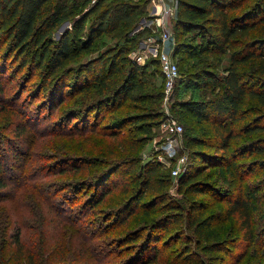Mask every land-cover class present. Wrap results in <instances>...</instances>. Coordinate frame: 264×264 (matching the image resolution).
Returning <instances> with one entry per match:
<instances>
[{
    "label": "rangeland",
    "instance_id": "rangeland-1",
    "mask_svg": "<svg viewBox=\"0 0 264 264\" xmlns=\"http://www.w3.org/2000/svg\"><path fill=\"white\" fill-rule=\"evenodd\" d=\"M66 1L49 0L42 6L25 52L0 38V178L4 183L0 191V264H264V241L258 242L264 228V148L262 153H251L248 146L252 141H262L264 146V105L247 97L235 118L222 119L221 125L220 120L210 125L197 123L184 107L188 101L225 95L222 79L230 52L213 47L198 52L205 47L201 34L192 30L177 38L172 19V36L160 48L171 52L181 77L169 98L161 90L157 62L147 64L146 76L135 80L139 87L119 107L111 104V112L98 114L91 131L74 117L80 107L99 97L97 92L72 90L70 81L68 87L56 90L55 75L49 76L46 68L36 69L31 57L45 49L51 52L68 38L72 56L58 73L73 77L92 59L126 43L106 34L90 50H81L80 40L94 15L83 32L77 31L74 21L87 14L90 4L76 0L62 13ZM123 1L141 12L128 33V41L135 45L129 56L146 52L155 61L163 31L151 19L159 7L153 0ZM112 2L107 0L101 9ZM252 4L250 0L229 15L236 16ZM246 40L259 48L258 43L264 44V30L251 31ZM239 68L251 79V86L258 87L260 82L259 87L264 88L257 59L251 58ZM202 70L212 73L213 79L199 78ZM123 81L121 75L106 79L110 89ZM141 114L152 115V119L130 122ZM242 115L243 119H236ZM253 120L259 130L243 133V126ZM173 124L182 126L180 134L169 131ZM221 127L235 136L225 150L234 156L232 169L222 168V173L219 168L206 170V179L219 189L217 196L186 193L177 181L191 162L192 152L201 149L192 140L215 143L218 135L214 129ZM180 159H185V165L175 176L173 170ZM101 170L111 175L104 184L109 193L96 206L84 180ZM147 176L151 177L149 187L135 208L132 203L141 197ZM240 193L249 204L248 218L240 214L225 217L223 210ZM130 198L135 200L129 203ZM192 201H203L199 215L217 214V222L203 230L194 225L190 218L197 216L190 214ZM147 202L144 215L142 205ZM169 215L181 218L167 225ZM245 220L247 228H243ZM17 229L22 242L19 253L13 243ZM136 233L140 238L130 242V234Z\"/></svg>",
    "mask_w": 264,
    "mask_h": 264
},
{
    "label": "trees",
    "instance_id": "trees-1",
    "mask_svg": "<svg viewBox=\"0 0 264 264\" xmlns=\"http://www.w3.org/2000/svg\"><path fill=\"white\" fill-rule=\"evenodd\" d=\"M48 1L0 0V38H5L7 41L10 40L16 46L15 50L21 48V51L25 52L27 45H30L29 41L32 38L39 11ZM106 1L85 0L86 6L90 4L87 7V14L80 19H76L73 28L83 32L84 26L91 15H94V20L86 31L85 38L82 41L80 40V49L84 51L90 50L101 36L106 34L125 39L126 44L117 46L92 59L86 64L82 72H79L73 77L69 75L65 76V74L63 76L58 73L65 61L72 56L68 38L63 40L58 48L52 49L51 52L45 49L41 53H33L31 57L36 69L46 68L49 76L55 75L54 77L56 79L52 82L56 81V90H61L63 86L68 87V82L70 81L71 85L69 87L72 90L86 94L92 90L97 92L99 97L90 103L84 102L85 104L76 111L77 116L74 117L82 119L86 127L91 129L94 126L95 120L98 118V114L102 116L105 111L111 112L112 109L109 107L111 104L119 107L121 101L139 87V84L135 80L138 76H146L147 64L154 65L157 62L161 76V90L163 92L162 75L157 59L155 61L149 59L148 62L146 61L144 64L139 65L134 61L132 62L129 58V54L135 45L134 41H128V33L136 25L141 16V12L138 11L137 7H133L123 0H114V2L109 3L104 9H101L102 4ZM248 1L250 0H177L176 13L173 18V31L177 38L192 30H197L205 40V47H200L198 52H209L213 50L210 49L211 47L221 53L226 50L230 52L229 63L224 67V77L222 79L225 95L223 97H215L213 100L208 101H188L184 103L185 109L190 112L197 123H207L210 125L220 120L221 125L222 119L235 118L236 111L247 97L256 99L258 103L264 105V88L259 87L261 83L258 82V87L251 86V79L241 72L239 68L240 65L245 64L249 59L255 58L258 61L259 72L264 74V44L258 43L260 47L256 48L253 47L256 43L252 44L246 40L251 31L256 29L264 30V0H253V4L240 14L236 16L229 15L231 11L241 9ZM72 2L73 5L76 4V0L66 1L63 8H61L62 13L69 11L70 7H68V4H72ZM44 39L45 37L40 42L38 41L37 45L39 46ZM196 52L192 55L196 54ZM25 65L26 63L23 66ZM124 66H128L127 71L122 70ZM113 75H121V78L123 77L124 79L119 87H115L116 89H110L106 83L107 77ZM213 76L212 73L206 70H202L198 74V77L206 82L212 80ZM54 77L52 76V78ZM180 77L179 71V77L175 86ZM107 91L110 93L104 97ZM2 92L3 88L0 83V94ZM136 116L134 119H131V123H144L152 119V115L149 114ZM243 118L244 115L236 119ZM220 129H214L218 135V141L215 143L199 138L192 140L193 145L201 149L192 152L191 162L177 181L178 188L183 189L186 193L192 195L212 194L214 197L217 196L219 189H216L212 185L213 183H209L210 181L206 179V170L219 168V172L222 173V168H224V171L232 169L233 163L231 161L234 156L228 155L225 150L229 147L230 139L235 136L231 132L224 131L225 128L223 127ZM242 130L243 133L250 134L259 130V127L253 120L246 123ZM261 142H250L248 144L250 152L262 153L264 146L261 145ZM244 155H241L240 158ZM83 166L89 169V165L84 164ZM108 174L105 170H101L98 173L96 172L90 179L84 180L88 188L92 190L90 200L96 206L109 193V190L104 186L106 181L111 177ZM150 178V176H147L143 193L140 195L141 197L136 201H133L135 200L134 198H130L131 201L129 203L133 201L132 204H135V208L144 199L143 196L149 187ZM3 186V180L0 178V191L3 189ZM241 196L242 194L240 193V196L234 199L233 204L227 205L226 209L223 210L224 213L222 214L225 217L240 214L248 218L247 211L249 204L246 198ZM147 205H149L148 202L142 205V212H146L145 208H147ZM203 205V201H192L190 213L193 216H197L190 219H193L194 225L201 230L217 222V214L210 213L207 216L199 215V210ZM169 216L166 219L167 225L177 223L181 218L178 217L175 219L171 215ZM187 216L188 218L191 217L190 215ZM15 225L18 224L15 222ZM248 225V221L245 220L243 228H247ZM261 230L258 242L261 240L264 241V228L262 227ZM130 235L132 237L130 242L140 238L139 233ZM248 237L251 239V233L248 234ZM13 238V243L19 253L22 249L20 229L16 230ZM151 256L153 257L155 255Z\"/></svg>",
    "mask_w": 264,
    "mask_h": 264
},
{
    "label": "built area",
    "instance_id": "built-area-1",
    "mask_svg": "<svg viewBox=\"0 0 264 264\" xmlns=\"http://www.w3.org/2000/svg\"><path fill=\"white\" fill-rule=\"evenodd\" d=\"M155 4L159 7L157 14L152 16L151 24L155 25L157 29H162L157 45L156 59L160 66L162 82H163V94L166 99L169 98L170 94L173 92L176 81L179 77L178 66L174 61L171 52H166L160 47L163 46L172 36L171 33V21L175 16L177 8V0H153ZM135 61V63L142 65L150 59V55L146 52L135 53L129 56ZM169 131L173 134H180L182 132V126L173 124L168 127ZM172 140V139H171ZM185 165V159L178 160L175 169L173 170V175L177 176Z\"/></svg>",
    "mask_w": 264,
    "mask_h": 264
}]
</instances>
